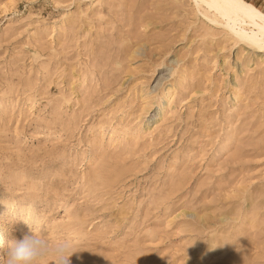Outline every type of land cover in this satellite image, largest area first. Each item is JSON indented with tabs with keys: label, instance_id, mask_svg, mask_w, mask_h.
<instances>
[{
	"label": "rangeland",
	"instance_id": "rangeland-1",
	"mask_svg": "<svg viewBox=\"0 0 264 264\" xmlns=\"http://www.w3.org/2000/svg\"><path fill=\"white\" fill-rule=\"evenodd\" d=\"M237 31L202 0H0V264L31 234L264 264V36Z\"/></svg>",
	"mask_w": 264,
	"mask_h": 264
},
{
	"label": "clouds",
	"instance_id": "clouds-1",
	"mask_svg": "<svg viewBox=\"0 0 264 264\" xmlns=\"http://www.w3.org/2000/svg\"><path fill=\"white\" fill-rule=\"evenodd\" d=\"M76 251L67 240L50 249L48 242L34 234L12 240L6 252L5 264H39L48 255L55 257V264H71L70 257Z\"/></svg>",
	"mask_w": 264,
	"mask_h": 264
},
{
	"label": "bare ground",
	"instance_id": "bare-ground-1",
	"mask_svg": "<svg viewBox=\"0 0 264 264\" xmlns=\"http://www.w3.org/2000/svg\"><path fill=\"white\" fill-rule=\"evenodd\" d=\"M215 14L227 20L228 25L236 26L243 35L246 28L254 37L264 36V13L254 8L247 0H202ZM234 29V28H233ZM235 30V29H234ZM235 32V31H234Z\"/></svg>",
	"mask_w": 264,
	"mask_h": 264
}]
</instances>
